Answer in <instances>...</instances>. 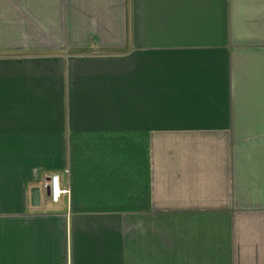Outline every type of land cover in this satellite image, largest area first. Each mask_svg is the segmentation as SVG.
<instances>
[{
  "label": "crops",
  "instance_id": "crops-1",
  "mask_svg": "<svg viewBox=\"0 0 264 264\" xmlns=\"http://www.w3.org/2000/svg\"><path fill=\"white\" fill-rule=\"evenodd\" d=\"M256 130L264 0H0V264H264Z\"/></svg>",
  "mask_w": 264,
  "mask_h": 264
},
{
  "label": "built area",
  "instance_id": "built-area-1",
  "mask_svg": "<svg viewBox=\"0 0 264 264\" xmlns=\"http://www.w3.org/2000/svg\"><path fill=\"white\" fill-rule=\"evenodd\" d=\"M44 185L47 189H49V197L53 201H58L61 194L63 192H66V190L61 188L60 186L58 174H52L50 179L48 181H45Z\"/></svg>",
  "mask_w": 264,
  "mask_h": 264
},
{
  "label": "water",
  "instance_id": "water-1",
  "mask_svg": "<svg viewBox=\"0 0 264 264\" xmlns=\"http://www.w3.org/2000/svg\"><path fill=\"white\" fill-rule=\"evenodd\" d=\"M41 202V189L36 186L31 189V204L34 206L39 205Z\"/></svg>",
  "mask_w": 264,
  "mask_h": 264
},
{
  "label": "rangeland",
  "instance_id": "rangeland-1",
  "mask_svg": "<svg viewBox=\"0 0 264 264\" xmlns=\"http://www.w3.org/2000/svg\"><path fill=\"white\" fill-rule=\"evenodd\" d=\"M255 133L261 134L259 136H264V130H256Z\"/></svg>",
  "mask_w": 264,
  "mask_h": 264
}]
</instances>
